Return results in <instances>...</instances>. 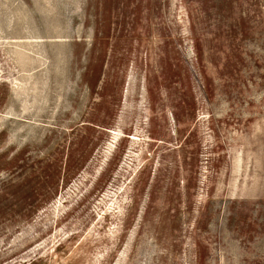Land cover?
I'll use <instances>...</instances> for the list:
<instances>
[{"label": "rangeland", "instance_id": "374dc122", "mask_svg": "<svg viewBox=\"0 0 264 264\" xmlns=\"http://www.w3.org/2000/svg\"><path fill=\"white\" fill-rule=\"evenodd\" d=\"M0 264H264V0H0Z\"/></svg>", "mask_w": 264, "mask_h": 264}]
</instances>
